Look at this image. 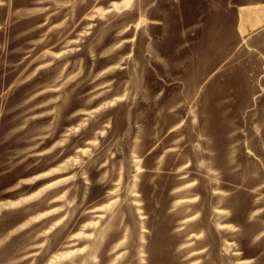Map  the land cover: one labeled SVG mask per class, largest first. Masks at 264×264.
Segmentation results:
<instances>
[{"label":"rangeland","instance_id":"rangeland-1","mask_svg":"<svg viewBox=\"0 0 264 264\" xmlns=\"http://www.w3.org/2000/svg\"><path fill=\"white\" fill-rule=\"evenodd\" d=\"M211 1L0 0V264H264V33Z\"/></svg>","mask_w":264,"mask_h":264},{"label":"crops","instance_id":"crops-1","mask_svg":"<svg viewBox=\"0 0 264 264\" xmlns=\"http://www.w3.org/2000/svg\"><path fill=\"white\" fill-rule=\"evenodd\" d=\"M210 1V0H208ZM210 3H218L212 0ZM223 6L224 13H231L236 23V30L240 37L244 39L252 31L264 33V0H225ZM216 10H210L208 23L213 22Z\"/></svg>","mask_w":264,"mask_h":264},{"label":"bare ground","instance_id":"bare-ground-1","mask_svg":"<svg viewBox=\"0 0 264 264\" xmlns=\"http://www.w3.org/2000/svg\"><path fill=\"white\" fill-rule=\"evenodd\" d=\"M109 237V236H108ZM107 239V238H106ZM123 245V244H122ZM116 249V248H115ZM114 250V249H113ZM113 256V255H112ZM112 258V257H111Z\"/></svg>","mask_w":264,"mask_h":264}]
</instances>
